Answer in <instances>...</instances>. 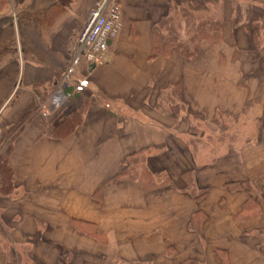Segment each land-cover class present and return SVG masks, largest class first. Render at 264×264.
<instances>
[{"label":"crops","instance_id":"obj_1","mask_svg":"<svg viewBox=\"0 0 264 264\" xmlns=\"http://www.w3.org/2000/svg\"><path fill=\"white\" fill-rule=\"evenodd\" d=\"M100 1L0 0V146L38 107L0 196V264H264V0H223L222 40L193 59L154 54V33L178 6L202 15L221 0H119L121 31L90 65L77 42ZM234 1L262 12L235 19ZM62 89L72 97L42 116ZM82 104V124L52 137ZM219 112L251 133L207 163L190 117ZM140 152L164 184L119 177Z\"/></svg>","mask_w":264,"mask_h":264},{"label":"trees","instance_id":"obj_2","mask_svg":"<svg viewBox=\"0 0 264 264\" xmlns=\"http://www.w3.org/2000/svg\"><path fill=\"white\" fill-rule=\"evenodd\" d=\"M232 5L234 11L238 2L234 1ZM255 13L257 14L258 12H254V18L256 19ZM223 25V12L218 15L211 12L207 17H203L197 15L188 5L178 6L160 21L154 33V54L166 56L170 54L173 48H176L182 56L191 59L196 58L201 52L205 41L219 43L222 40ZM11 48L13 49V46ZM85 109L86 104H82L80 108L73 111L70 115L58 120L51 136L58 139L68 138L82 124ZM37 111L38 107L36 106L28 111L21 120L8 128L9 138L0 149V196H8L14 192L16 178L15 168L12 163L14 142ZM189 141L194 149H199L200 154L205 156L204 151L199 147L198 140L192 138ZM190 174H186V177H188V188L192 189ZM119 177L137 181L146 189L156 188L166 182L160 174L150 168L148 156L145 152L131 156L128 159L126 170Z\"/></svg>","mask_w":264,"mask_h":264},{"label":"rangeland","instance_id":"obj_3","mask_svg":"<svg viewBox=\"0 0 264 264\" xmlns=\"http://www.w3.org/2000/svg\"><path fill=\"white\" fill-rule=\"evenodd\" d=\"M221 1V4H223L224 1ZM201 3V8H203L206 4L203 1H201ZM205 7L209 8L210 10L209 12L201 13V16L203 17H207L208 14L211 12H214V14L217 15L221 14L222 12L224 13V5L208 4ZM243 12H245V14L247 12H258L257 14L259 15V12L262 11L254 10L252 6L246 5L245 3L241 4L240 2H238L236 10H234L233 12L234 18L237 19L240 17L241 19V15L243 14ZM57 92H59V90ZM51 107L52 112L54 109L58 108L59 105H56V103H54L53 105H51ZM46 118H48V116H46ZM190 118L191 122L193 123L191 130L192 132L194 131L196 134L190 135L189 139L194 138L195 140L199 141V147H201L202 151H204L206 159L208 158L206 161L207 163L213 161L216 157L226 153L229 148L234 144H245L244 141L249 138L251 133L249 132V136L244 139L240 138L241 131L246 130L247 125H249L246 122L247 120L242 118V116H231L229 114L219 112V114L213 118L212 124L205 122L203 117L197 118L195 116ZM9 135L10 134H8V132L3 135L2 144L0 146L1 148L3 147L6 140L9 138ZM197 151H199V149ZM22 252H26V249L24 247L10 244V256L12 258H14V254H16L17 256H20L18 257V261L21 260L20 253Z\"/></svg>","mask_w":264,"mask_h":264},{"label":"built area","instance_id":"obj_4","mask_svg":"<svg viewBox=\"0 0 264 264\" xmlns=\"http://www.w3.org/2000/svg\"><path fill=\"white\" fill-rule=\"evenodd\" d=\"M121 4L119 0H101L92 9L90 21L78 39L77 47L84 50L90 64L104 63V47L118 36L122 28ZM71 93L60 90L43 105V115L52 110L51 105L64 104Z\"/></svg>","mask_w":264,"mask_h":264}]
</instances>
